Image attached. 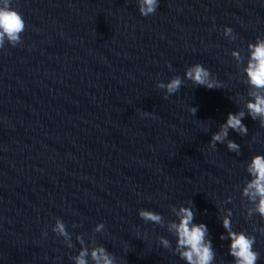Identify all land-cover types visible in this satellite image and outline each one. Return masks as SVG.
I'll return each mask as SVG.
<instances>
[{
  "label": "water",
  "instance_id": "obj_1",
  "mask_svg": "<svg viewBox=\"0 0 264 264\" xmlns=\"http://www.w3.org/2000/svg\"><path fill=\"white\" fill-rule=\"evenodd\" d=\"M13 6L26 28L22 44L0 50V264H74L77 236L127 264H185L172 251L167 222L170 205L189 198L194 222L208 226L213 264H232L228 240L220 239L228 210L234 230L256 236L257 264H264V221L246 215L253 205L241 194L247 162L264 153V128L246 114L247 135L228 133L239 154L226 143L208 148L229 111H246L243 67L248 42L264 37V0H160L147 17L136 0ZM226 25L234 39L223 34ZM197 62L223 86L185 81L165 99L156 81L183 76ZM139 208L160 212L164 224L145 223ZM56 217L71 248L51 230ZM98 222L105 225L99 233ZM137 227L151 240L138 237ZM159 236L171 247L160 246Z\"/></svg>",
  "mask_w": 264,
  "mask_h": 264
},
{
  "label": "clouds",
  "instance_id": "obj_2",
  "mask_svg": "<svg viewBox=\"0 0 264 264\" xmlns=\"http://www.w3.org/2000/svg\"><path fill=\"white\" fill-rule=\"evenodd\" d=\"M159 3L160 0H136L139 14L142 17L154 14ZM25 28L26 21L18 9L13 6V0H0V50H4L6 46L16 47L22 44L21 34ZM223 34L229 38H235V33L230 26H224ZM247 51V62L243 67V73L251 90L248 93L249 99L244 103L246 111L238 110L227 113L218 131L213 132L208 141V148L213 152L216 150L217 143H226L230 152L239 154L240 145L234 140L228 139V133L229 130H232L242 136L247 135L248 128L243 123L246 114L253 120H258L260 127L264 128V37L258 35L254 41L248 42ZM231 55L237 62H240L238 50L234 49ZM168 68L171 70L172 65L168 64ZM185 81H190L194 87L203 86L206 89H219L223 86L222 82L213 76L209 68L197 62L188 65L184 69L183 76L173 75L167 82L158 79L156 87L164 91V98L167 99L179 92ZM187 110L193 116L197 112V108L191 105ZM141 114L151 115L148 112ZM200 122L204 131H207V124L204 121ZM246 172L249 179L241 189V194L247 197L253 205L252 208L247 209L246 215L251 217L255 214L261 221H264V153H257L251 157L246 164ZM170 210L174 219L167 222V229L176 238L175 248L172 249L173 253L185 261V264H213L216 253L212 240L209 238V229L204 222H194L196 212L192 199H187L179 206L170 205ZM137 214L145 223L164 224L163 215L153 209L139 208ZM232 223V213L231 210H228L221 218V225L225 229L226 235L222 233L220 239L228 240L227 254L233 258L232 264H257L260 253L254 247L256 236L244 229L234 230ZM104 229L103 222L95 224V232L99 233ZM51 230L63 238L67 247L73 246L62 218L56 217ZM136 234L138 237L151 240L150 234L147 231L142 232L139 227L136 228ZM41 235L46 236L47 233L42 232ZM156 239L163 248L171 247V241L168 238L159 236ZM77 242L80 244V249L72 257L74 264H89V259L92 264H127L125 259H118L115 253L109 251L102 244L89 248L81 236H77ZM123 250L125 253L129 251L127 242H123Z\"/></svg>",
  "mask_w": 264,
  "mask_h": 264
}]
</instances>
